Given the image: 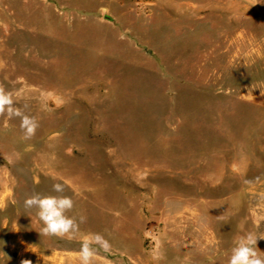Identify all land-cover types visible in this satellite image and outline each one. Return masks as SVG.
Here are the masks:
<instances>
[{"label": "rangeland", "instance_id": "rangeland-1", "mask_svg": "<svg viewBox=\"0 0 264 264\" xmlns=\"http://www.w3.org/2000/svg\"><path fill=\"white\" fill-rule=\"evenodd\" d=\"M0 86L38 124L0 115V264H80L95 234L92 264H228L264 236V0H0ZM54 183L63 238L24 206Z\"/></svg>", "mask_w": 264, "mask_h": 264}, {"label": "clouds", "instance_id": "clouds-1", "mask_svg": "<svg viewBox=\"0 0 264 264\" xmlns=\"http://www.w3.org/2000/svg\"><path fill=\"white\" fill-rule=\"evenodd\" d=\"M9 118L20 117L21 129L24 132V139H30L35 135L38 127L34 118L24 115L19 108L14 107V101L10 93H7L3 86H0V115H5ZM71 154V149L68 150ZM52 191L60 195H41L33 194L27 197L24 201L26 209H35L36 215L42 222L43 227L40 229V236L45 237H60L69 236L79 230V223L84 222L82 217L79 222L76 219L66 215L73 208V201L70 197L62 195L64 185L62 183H54ZM258 239H264V236L247 234L240 237L235 247L231 250V256L228 264H264V257L260 255L257 248ZM97 244L108 251L109 244L99 234H95L91 238H86L82 241L79 260L80 264H92L96 250L93 244ZM21 264H32L30 260H22Z\"/></svg>", "mask_w": 264, "mask_h": 264}, {"label": "crops", "instance_id": "crops-1", "mask_svg": "<svg viewBox=\"0 0 264 264\" xmlns=\"http://www.w3.org/2000/svg\"><path fill=\"white\" fill-rule=\"evenodd\" d=\"M57 253H59V252H57ZM49 259L51 260V261H54V262H56L57 264H62V262L61 261H65V258H61L59 255L57 256H51V257H49Z\"/></svg>", "mask_w": 264, "mask_h": 264}]
</instances>
